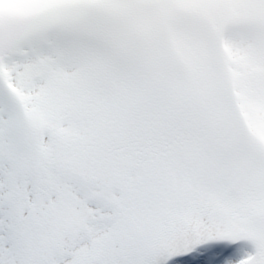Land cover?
Here are the masks:
<instances>
[{
  "label": "snow or ice",
  "instance_id": "snow-or-ice-1",
  "mask_svg": "<svg viewBox=\"0 0 264 264\" xmlns=\"http://www.w3.org/2000/svg\"><path fill=\"white\" fill-rule=\"evenodd\" d=\"M0 264H264V0H0Z\"/></svg>",
  "mask_w": 264,
  "mask_h": 264
}]
</instances>
